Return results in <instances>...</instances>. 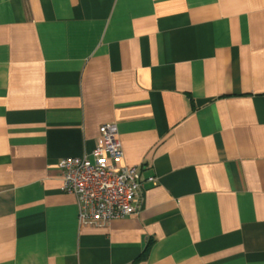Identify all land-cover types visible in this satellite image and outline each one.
<instances>
[{"label": "crops", "instance_id": "crops-1", "mask_svg": "<svg viewBox=\"0 0 264 264\" xmlns=\"http://www.w3.org/2000/svg\"><path fill=\"white\" fill-rule=\"evenodd\" d=\"M107 123L143 200L81 227ZM0 264H264V0H0Z\"/></svg>", "mask_w": 264, "mask_h": 264}, {"label": "built area", "instance_id": "built-area-1", "mask_svg": "<svg viewBox=\"0 0 264 264\" xmlns=\"http://www.w3.org/2000/svg\"><path fill=\"white\" fill-rule=\"evenodd\" d=\"M122 159L117 127L107 123L100 126L89 155L58 161L61 190L75 196L81 227L105 228L114 219L138 213L146 179L140 165H124Z\"/></svg>", "mask_w": 264, "mask_h": 264}, {"label": "trees", "instance_id": "trees-1", "mask_svg": "<svg viewBox=\"0 0 264 264\" xmlns=\"http://www.w3.org/2000/svg\"><path fill=\"white\" fill-rule=\"evenodd\" d=\"M149 247V246H148Z\"/></svg>", "mask_w": 264, "mask_h": 264}]
</instances>
